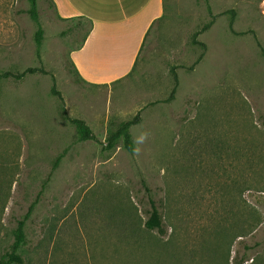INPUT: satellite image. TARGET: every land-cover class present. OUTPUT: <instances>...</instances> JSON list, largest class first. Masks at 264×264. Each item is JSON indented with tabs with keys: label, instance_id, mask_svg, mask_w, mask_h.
I'll return each mask as SVG.
<instances>
[{
	"label": "rangeland",
	"instance_id": "374dc122",
	"mask_svg": "<svg viewBox=\"0 0 264 264\" xmlns=\"http://www.w3.org/2000/svg\"><path fill=\"white\" fill-rule=\"evenodd\" d=\"M36 3L39 59L27 0H0V74L43 71L0 79V256L33 205L23 264L264 262V0H160L132 70L104 85L71 72L91 23ZM137 112L133 153L105 148ZM149 200L163 234L143 227Z\"/></svg>",
	"mask_w": 264,
	"mask_h": 264
},
{
	"label": "crops",
	"instance_id": "0c3cea01",
	"mask_svg": "<svg viewBox=\"0 0 264 264\" xmlns=\"http://www.w3.org/2000/svg\"><path fill=\"white\" fill-rule=\"evenodd\" d=\"M61 19L83 18L91 28L71 53L80 78L91 85L115 82L132 70L160 0H51Z\"/></svg>",
	"mask_w": 264,
	"mask_h": 264
},
{
	"label": "trees",
	"instance_id": "16d2710c",
	"mask_svg": "<svg viewBox=\"0 0 264 264\" xmlns=\"http://www.w3.org/2000/svg\"><path fill=\"white\" fill-rule=\"evenodd\" d=\"M49 1L52 4V6L54 7L52 1L51 0H49ZM27 2H28L27 14L30 17L31 21L36 26V32L34 35V42H35V46H36V57L39 59V57H40V46H41V42H42V29H41V26H40V23L38 20L37 3H36V0H27ZM230 13L233 15L232 11ZM208 15L211 18L210 22L205 24L201 29L195 31L193 33V35L191 36V43L193 45L198 46L202 50L200 56L195 61L194 65H196L201 60V58L203 57V53L205 51V48H206L203 43L197 41V37L202 32L206 31L212 24L214 16L211 14L209 9H208ZM230 26H231V23H230ZM88 33H89V31H88ZM88 33H87V35H88ZM87 35L85 36L83 42L78 47V49L81 48V46L85 42ZM70 65H71V72H72V75L74 76L75 82L76 83H83L84 81L78 75V72L74 68L72 62L70 63ZM36 71L43 73L42 69L36 70V69H30L29 68L24 73H21V74H11L8 72L2 73V74H0V79L12 77L15 80H19L25 74H32ZM169 73H170V76L172 78L173 87H172V90L169 94L167 101L173 99L174 94L176 92V89L178 87V77H177V74L175 72L174 67H171L169 69ZM52 80H53V83H52V86L50 89V94L52 96L56 97L57 100L60 102L61 114H62L63 118L68 123H70L71 125L74 126L78 141L84 142V141L94 140L95 137H94L92 131L85 124V122L83 120L73 119V118H70L67 116V114L64 110L63 99H62L59 91H57L55 89L54 79H52ZM140 120H141L140 112H137L136 115L134 117H132L130 120H127L125 122L120 123L119 126L116 128V130L111 132L107 136V138L105 139V145H106L105 148L112 149L118 141H121L122 147L129 154H132L133 153V143L131 140V135L129 133V130L131 127L139 124ZM59 158L60 157H58L57 160H59ZM149 205H150V211L148 212V217H147L146 221L143 223V227L147 231H156V232H158V234H163V225H162V221H161V216H160L157 208L155 207V204L151 200H149ZM32 209H33V205H31V207L28 209L27 214L23 217L22 220L16 221V227L13 231V242L10 245L8 252H5L3 255L0 256V264H23V259H22L21 255L19 254V251H20V248L23 245L24 240H25L24 225H25V222L28 219V216L31 213ZM260 259H261V256H258L256 258H254L250 264H263L264 262H262ZM244 261H246V260L242 259L240 261H236V259L234 258L233 264H243Z\"/></svg>",
	"mask_w": 264,
	"mask_h": 264
}]
</instances>
